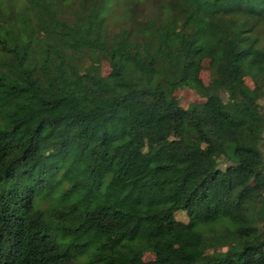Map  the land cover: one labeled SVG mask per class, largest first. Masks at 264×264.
<instances>
[{
	"label": "trees",
	"instance_id": "16d2710c",
	"mask_svg": "<svg viewBox=\"0 0 264 264\" xmlns=\"http://www.w3.org/2000/svg\"><path fill=\"white\" fill-rule=\"evenodd\" d=\"M107 1L0 0V264H264V0Z\"/></svg>",
	"mask_w": 264,
	"mask_h": 264
},
{
	"label": "rangeland",
	"instance_id": "374dc122",
	"mask_svg": "<svg viewBox=\"0 0 264 264\" xmlns=\"http://www.w3.org/2000/svg\"><path fill=\"white\" fill-rule=\"evenodd\" d=\"M125 1L126 0H108L105 6L104 11V19L102 23V27L106 33H113L118 31V24L121 18V15L125 11ZM143 9V7H142ZM144 10V12L148 11ZM149 12V11H148ZM143 13V12H142ZM208 61L209 58L207 55L202 54L197 57V68L195 70V76L197 79L202 81L204 84L208 83L209 81V71H208ZM98 68L101 74H105L109 67L107 61L104 58H101L98 63ZM222 73V80L226 86L231 85V74L227 67H221ZM245 82L251 86L252 82L248 77H245ZM173 96L177 98L179 104L182 106L187 105L188 102H198L202 101L203 97L197 92V90L187 82H180L177 87L172 92ZM220 96L222 99L226 98L225 92L220 91ZM259 104L261 110L264 112V88L263 92L259 96ZM235 114L240 118L243 119L246 116V113L243 112H235ZM264 154V149H263ZM210 250V249H208ZM144 259L151 258L152 253L148 250L143 251Z\"/></svg>",
	"mask_w": 264,
	"mask_h": 264
}]
</instances>
